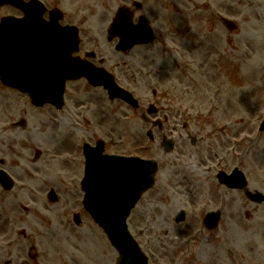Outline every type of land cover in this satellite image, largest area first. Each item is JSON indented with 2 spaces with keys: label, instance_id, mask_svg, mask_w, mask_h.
<instances>
[{
  "label": "rangeland",
  "instance_id": "obj_1",
  "mask_svg": "<svg viewBox=\"0 0 264 264\" xmlns=\"http://www.w3.org/2000/svg\"><path fill=\"white\" fill-rule=\"evenodd\" d=\"M147 2L168 36L148 50L136 49L131 58L136 64L150 61L159 71L153 74L150 67L151 74L130 77L113 67L116 60L105 65L143 109L150 89H156L153 101L165 119L161 129L153 128V141L145 135L151 126L140 119L141 109L132 113L101 88L83 100V80L69 83L63 111L35 109L26 96L0 83V158L10 163L4 168L15 179L7 191L0 186V264H115L116 251L95 222L90 225L81 202L83 166L76 159L83 161L82 144L97 138L106 152L158 160L153 187L126 219L149 264H264V201L249 198L264 193V130H256L264 117V0ZM10 12V6L0 7V14ZM224 18L236 27L225 26ZM88 20L93 25V16ZM91 28L82 31L90 37ZM106 53L118 52L109 45ZM21 114L29 120L25 128L11 123ZM163 138L175 140L171 151H163ZM37 151L42 156L34 160ZM234 166L247 182L229 189L214 173ZM52 188L56 202L47 199ZM180 209L186 214L178 224ZM215 209L221 210L220 220L208 229L202 216ZM73 212L80 213L79 225Z\"/></svg>",
  "mask_w": 264,
  "mask_h": 264
},
{
  "label": "water",
  "instance_id": "obj_2",
  "mask_svg": "<svg viewBox=\"0 0 264 264\" xmlns=\"http://www.w3.org/2000/svg\"><path fill=\"white\" fill-rule=\"evenodd\" d=\"M6 2L10 3L12 0H0V4ZM38 16L31 14L18 19L8 17L4 18L0 24V75L6 83L27 91L36 105L44 101H59L60 103L61 85L57 86L55 97L51 96L50 92H46L44 86L60 84L62 79L68 77L70 71L77 68L79 73L86 74L90 80H94L97 76L104 77L107 79L105 86H107L110 96H121L135 105L136 101L126 90L118 87L111 76H107L102 70L79 65L80 63L77 60L64 55V47L60 48L59 52L54 50L48 55L50 57L55 54V62L50 60L49 57L48 59L54 62V65L62 66L65 69V72L62 71L59 75L60 81L55 76L56 74L53 75L54 69L46 66L48 63L44 65V71H31L29 69L30 59L26 54L29 53L28 47L31 46L29 39L33 36L36 40H40L42 44V40H46V34L49 31ZM49 25L51 26V24ZM120 25L119 28L122 29L124 24L121 23ZM51 30L55 33L53 26H51ZM60 33H63V37ZM55 34L62 38L61 45L63 46L73 42L74 35L69 34L66 30H56ZM55 39L56 37L53 35L51 40L54 41ZM127 42L130 41L123 39L119 41L118 46L123 48ZM40 58L42 62H47L45 57L41 56ZM86 154L87 165L85 177L82 179V188L85 191L83 200L85 207L96 222L103 227L110 241L118 250L117 264H145L144 259L139 255L135 242L127 234L125 219L129 209L134 205L141 192L152 183L154 163L139 160L136 157L115 158L113 156L101 158L98 151L94 153L96 156L88 155L90 154L88 151H86ZM232 173H238L239 175H237L238 177L230 175L232 182L229 184L240 185L243 176L237 170ZM219 179L226 180V178ZM238 180L240 182H236ZM3 184L5 186L9 185L5 181ZM254 197L257 199L264 198L260 193H257Z\"/></svg>",
  "mask_w": 264,
  "mask_h": 264
},
{
  "label": "flooded vegetation",
  "instance_id": "obj_3",
  "mask_svg": "<svg viewBox=\"0 0 264 264\" xmlns=\"http://www.w3.org/2000/svg\"><path fill=\"white\" fill-rule=\"evenodd\" d=\"M41 3L43 4V7H45V12L43 13V16L45 18H47L49 16V11L50 10H54V9H59L62 12V19L60 20L59 24H66V23H74L77 24L79 26V28H81L82 24H87L86 22H82V17L81 15H76V12H79L81 10H83V12H86L87 14L84 16H88L89 14H93V28L95 29H106L107 23L109 20V12H111L112 10V5L109 4V2L111 0H98L100 2V6H96L95 4H93V0H90V2H87L85 0H40ZM92 1V2H91ZM94 2H96L94 0ZM143 7L142 6H128L127 10L128 13L131 16V19L133 22H135L137 19V17L141 14H144L143 12ZM18 13V11H16ZM81 14V13H80ZM149 16H151L152 21L157 24V22L161 21V19H159L160 17L157 16V14L152 15V10L151 12H149ZM67 17V18H66ZM159 19V20H158ZM96 23H98V26L96 25ZM101 31V30H99ZM108 37H106V42H110L111 40V34L108 33ZM85 41H80L79 43V47H78V51H79V55L83 56L86 55V53H88V51H86L88 48L86 47L87 45H89L92 41L94 40V38H92L91 36H85ZM94 45H96V43H94ZM97 48V46H96ZM93 53V52H92ZM90 53V58L89 60L93 63V62H104V59L101 58H96L95 56L93 57V54ZM78 54V53H77ZM131 57V56H130ZM131 60V58H129ZM130 62L124 61L122 66H126L125 70H129V66ZM19 125L20 127H24L27 125V121L23 118L22 120H19ZM0 162L5 163L8 166L10 165V163H6V161L2 160L0 158ZM12 167V166H11Z\"/></svg>",
  "mask_w": 264,
  "mask_h": 264
},
{
  "label": "bare ground",
  "instance_id": "obj_4",
  "mask_svg": "<svg viewBox=\"0 0 264 264\" xmlns=\"http://www.w3.org/2000/svg\"><path fill=\"white\" fill-rule=\"evenodd\" d=\"M49 59L55 62V60H56V55H55V54H54V55H51V56L49 57Z\"/></svg>",
  "mask_w": 264,
  "mask_h": 264
}]
</instances>
